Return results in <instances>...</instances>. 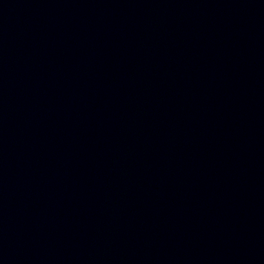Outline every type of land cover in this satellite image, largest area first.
Listing matches in <instances>:
<instances>
[{
    "label": "water",
    "instance_id": "95a60500",
    "mask_svg": "<svg viewBox=\"0 0 264 264\" xmlns=\"http://www.w3.org/2000/svg\"><path fill=\"white\" fill-rule=\"evenodd\" d=\"M0 264H37L1 180Z\"/></svg>",
    "mask_w": 264,
    "mask_h": 264
}]
</instances>
